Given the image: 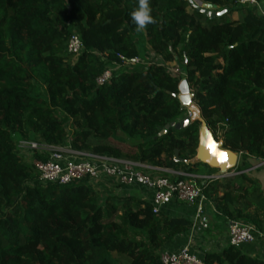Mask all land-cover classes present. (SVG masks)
<instances>
[{
    "label": "trees",
    "instance_id": "trees-1",
    "mask_svg": "<svg viewBox=\"0 0 264 264\" xmlns=\"http://www.w3.org/2000/svg\"><path fill=\"white\" fill-rule=\"evenodd\" d=\"M196 1L227 13L209 19L189 1L151 0L155 23L137 31L130 19L136 0H0V264H161L163 247L193 227L153 213L136 196L107 195L98 189L103 180L39 183L32 162L49 154L21 143L206 178L220 168L190 164L203 126L221 150L243 155L242 168L226 171L264 162V20L235 0ZM236 11L239 19L224 21ZM73 34L82 43L77 55L67 52ZM140 41L156 63L120 70L139 62ZM176 62L183 77L169 73ZM107 70L110 78L98 86ZM183 80L200 119L160 135L188 117L176 97ZM175 151L188 163H176ZM263 169L241 182L195 181L225 224L264 235ZM254 194L261 213L249 199ZM199 257L264 264L230 246Z\"/></svg>",
    "mask_w": 264,
    "mask_h": 264
},
{
    "label": "built area",
    "instance_id": "built-area-1",
    "mask_svg": "<svg viewBox=\"0 0 264 264\" xmlns=\"http://www.w3.org/2000/svg\"><path fill=\"white\" fill-rule=\"evenodd\" d=\"M240 6L253 7L257 15L264 20V5L256 0H235ZM82 51V43L78 36L73 34L67 44V52L70 55H77ZM171 75H178V69L169 70ZM110 78V71H106L97 79V85L101 86ZM191 117V114L188 113ZM20 147L31 151L42 150L49 154L46 162L33 161L39 175V183L68 185L75 181L88 179L91 183H97L105 179H114L121 187H140L151 192L150 202L152 212H159L162 207L172 204L195 205L193 213V224L198 225L202 230L207 229V223L203 221L205 207L208 201L202 194L201 188L196 184L198 179L192 174L185 172H170V178L155 177L144 174L140 165L128 161H119L108 158H100L97 161L71 160L67 158L66 152L58 148L38 147L34 143H21ZM206 177L204 179L219 180L236 176L237 173ZM229 175V176H228ZM258 233L250 226L240 222H228L227 242L228 246L239 248L255 242ZM161 264H205L203 259L188 247L176 253L162 251L160 253Z\"/></svg>",
    "mask_w": 264,
    "mask_h": 264
},
{
    "label": "crops",
    "instance_id": "crops-1",
    "mask_svg": "<svg viewBox=\"0 0 264 264\" xmlns=\"http://www.w3.org/2000/svg\"><path fill=\"white\" fill-rule=\"evenodd\" d=\"M206 136H210V135L209 132L204 128V133L200 132V139ZM60 150L65 151L67 158L74 161L77 160L97 161L100 159L99 157L93 156L89 153H75L63 149ZM202 156L203 155L198 151L197 158ZM139 165H140V170H142L144 174L149 175L152 178L160 177L162 173L169 174L171 172L169 170L152 168L141 164ZM243 166H244L243 155L241 153L236 154V163H234V167L242 168ZM259 167H264V162L260 164H253L252 167L245 169L240 173H237L236 176H239L238 182H241L240 176L251 175V172ZM224 168L226 167H223V169ZM194 176L197 177L198 179H204V177L200 175H194ZM261 180L264 181V177L261 178ZM103 187L107 189V191L105 192L107 195L111 194L121 197L133 195L136 196L137 198H140L143 201L148 202L149 204L151 202L153 195L148 190L140 187H132V188L118 187L114 179L103 180L101 183H99L98 189L102 191L101 189ZM253 192H257L256 187H254ZM195 209H196L195 205L185 206L180 204H169L162 207L160 211L172 218H185L191 220L193 224L192 217ZM203 221L207 223V229L202 230L198 225L193 224V227L188 234L180 236L175 240H173L172 242L167 243L163 247L162 251L176 253L181 249L188 247L190 251L196 254L197 256H203V253H217V254L221 253L225 248L228 247L227 224H225L222 221V219L215 213L212 207H206L205 214L203 216ZM238 249L243 255H246L247 257L264 261V235L259 234L254 243L249 245H243Z\"/></svg>",
    "mask_w": 264,
    "mask_h": 264
},
{
    "label": "water",
    "instance_id": "water-1",
    "mask_svg": "<svg viewBox=\"0 0 264 264\" xmlns=\"http://www.w3.org/2000/svg\"><path fill=\"white\" fill-rule=\"evenodd\" d=\"M185 1H189L195 11L206 15L209 19H213L214 17H221L222 15L227 13L226 10L214 13L216 7L209 4H203L199 6L197 4H194L193 0ZM176 97L179 100L181 107L184 109H188V113L191 114V117L188 116L183 121L177 124L171 123L170 125L165 126L164 130L161 131L160 135H165L169 128H175L176 130L184 129L189 125L191 121L200 119L198 110L191 102L192 95L190 94L188 85L185 80L180 82L178 86V95H176ZM198 151L205 157L203 162L213 168L234 167L236 154H233L229 151L221 150L219 148V145L215 143L210 136H206L200 139ZM174 161L176 163L181 164L188 163L186 160L179 158L177 151H175L174 153Z\"/></svg>",
    "mask_w": 264,
    "mask_h": 264
},
{
    "label": "rangeland",
    "instance_id": "rangeland-1",
    "mask_svg": "<svg viewBox=\"0 0 264 264\" xmlns=\"http://www.w3.org/2000/svg\"><path fill=\"white\" fill-rule=\"evenodd\" d=\"M193 1H194L193 2L194 4H197L199 6L203 5V4H201V3H199V2H197L195 0H193ZM187 11L190 12L191 9L188 8ZM239 16H240L239 15V12L236 11L232 15L226 16L225 19H224V21H226V20H237V19H239ZM141 43L143 44V42H141V41L139 42V44H140L139 45V50H140V60H139V62H137V64H133V65H124L122 67V69L120 68V70H130V71L138 70L139 71L142 68H144V67H142V64L143 63H145L146 65L152 64V63L153 64L156 63L155 62L156 60H155L154 56L151 53H149L148 51H146V53L145 52L143 53V48H142ZM171 66H174L175 68L178 69L179 73H178L177 76H179V77H183L184 76L183 73H182L183 72V67H182V65L179 62L173 63ZM118 70H119V68L114 69V71H118ZM182 121H183V119H182ZM203 129H204L203 126H201L200 132H202ZM31 143H33V142H31ZM123 145H125V144H123ZM199 158H197V155H196V158L194 160L190 161V164L193 163L196 160H198V161L204 160V157L203 156L202 157H199ZM23 161L24 162H28L29 160L27 158H24ZM226 169H227V167L224 168V169L223 168H220L219 169V171H220L219 174H224V175H227V174H230L231 175V174H233L232 172L226 171ZM217 176H219V175H217ZM232 177H235V176H231V177H228V178H232ZM223 179H226V178H223ZM255 195L256 194H254L253 196L252 195L249 196V199L251 201V204H253L255 210H257L259 213H261V211H262V205L260 203H258V201H255V199H254L255 198Z\"/></svg>",
    "mask_w": 264,
    "mask_h": 264
},
{
    "label": "clouds",
    "instance_id": "clouds-1",
    "mask_svg": "<svg viewBox=\"0 0 264 264\" xmlns=\"http://www.w3.org/2000/svg\"><path fill=\"white\" fill-rule=\"evenodd\" d=\"M150 3L151 0H136V8L130 14V19L136 26L137 31L145 30L148 25L155 23V19L151 14L152 9L150 7Z\"/></svg>",
    "mask_w": 264,
    "mask_h": 264
},
{
    "label": "bare ground",
    "instance_id": "bare-ground-1",
    "mask_svg": "<svg viewBox=\"0 0 264 264\" xmlns=\"http://www.w3.org/2000/svg\"><path fill=\"white\" fill-rule=\"evenodd\" d=\"M203 133H204V129H203V131H202ZM236 158V157H235ZM235 163H236V159H235Z\"/></svg>",
    "mask_w": 264,
    "mask_h": 264
}]
</instances>
